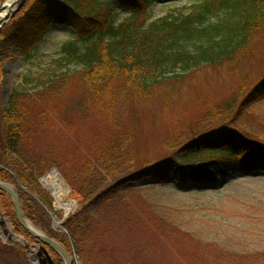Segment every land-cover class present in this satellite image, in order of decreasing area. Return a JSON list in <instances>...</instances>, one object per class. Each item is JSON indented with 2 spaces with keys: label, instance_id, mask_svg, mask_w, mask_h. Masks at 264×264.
Returning <instances> with one entry per match:
<instances>
[{
  "label": "rangeland",
  "instance_id": "rangeland-1",
  "mask_svg": "<svg viewBox=\"0 0 264 264\" xmlns=\"http://www.w3.org/2000/svg\"><path fill=\"white\" fill-rule=\"evenodd\" d=\"M7 1L0 0V9ZM203 1L162 0L150 15L157 20L173 10L189 12L191 6ZM117 16V23L128 17L123 11ZM11 23L2 33H12ZM50 30L44 42L29 51L28 58L13 51L3 62L0 96L4 100L25 76L43 75L60 48L75 38L61 27ZM263 79L264 28L251 40L248 53L182 77L167 76L166 82L121 105L102 108L85 86L74 80L63 89H43L46 81L40 88L26 87L30 95L38 94L28 106L29 125L38 149L54 155L70 173L87 162L94 163L98 153L117 141L124 148L119 167L126 171L167 159L173 153L170 144L179 139L190 143L222 127L264 146V99L251 107L244 103L246 93ZM242 84L248 91L238 96ZM231 104L232 111H227ZM54 170L68 191L64 202L76 203L68 217L55 211L59 204L42 181ZM39 182L52 199L50 213H56V220L63 224L57 228L58 234L68 235L65 223L72 218H78L90 233L82 251L72 249L76 264H264V174L231 173L214 185L192 191L172 178L170 185L149 180L127 190L111 191L105 201L83 207L58 166ZM0 217L7 222L4 229L0 225V264H30L22 247L9 241L4 230L10 229L31 246L39 243L17 232L4 212L0 211ZM53 221L50 216L52 231Z\"/></svg>",
  "mask_w": 264,
  "mask_h": 264
},
{
  "label": "trees",
  "instance_id": "trees-1",
  "mask_svg": "<svg viewBox=\"0 0 264 264\" xmlns=\"http://www.w3.org/2000/svg\"><path fill=\"white\" fill-rule=\"evenodd\" d=\"M160 1L29 0L9 24L12 33L0 36L2 81V64L11 52L28 58L29 51L44 42L51 28L61 27L75 35L60 48L43 75L22 78L7 101L0 96V181L16 186L28 220L70 253L75 247L82 251L90 233L78 218L65 223L68 235L52 231L48 214L53 212L52 199L39 180L54 167L65 171L81 207L105 201L111 191L127 190L149 180L170 185L172 178L192 191L214 185L231 173L264 174V146L224 127L190 143L179 139L170 144L173 153L167 159L143 164L137 170L119 167L124 149L121 141L98 153L94 163L87 162L71 173L54 155L36 146L28 106L38 94L30 95L26 87L40 88L46 81L43 89H63L74 80L84 85L102 108L121 105L166 82L167 76L182 77L248 53L251 40L264 28V0H204L191 6L189 12L173 10L152 20L151 11ZM119 11L128 17L117 23ZM241 86L238 96L248 91V86ZM245 97L246 107L263 100L264 79ZM232 105L227 111H232ZM40 117L46 127V117L42 113ZM0 210L14 221L17 232L25 233L16 222L14 204L2 191ZM54 256L57 264H64L60 256Z\"/></svg>",
  "mask_w": 264,
  "mask_h": 264
},
{
  "label": "water",
  "instance_id": "water-1",
  "mask_svg": "<svg viewBox=\"0 0 264 264\" xmlns=\"http://www.w3.org/2000/svg\"><path fill=\"white\" fill-rule=\"evenodd\" d=\"M16 1L19 0H8L7 3L10 4L9 8L7 7V5L1 6L0 35L2 34V29L12 21V19L21 11L22 7L28 2V0H22L21 2L15 3ZM14 4L16 5L13 8H11V6ZM2 13H5V15L2 16ZM0 191L10 196L12 203L15 206V215L17 217L18 224L22 226L24 230L27 232V234L31 236L32 239L34 238L36 242H38L41 245V247L33 246L32 248L24 239L21 240L19 236H16L14 234L11 235L7 234L10 241L12 240L14 243L20 246L23 245L27 249L32 248L33 250H39L37 257L41 258L39 260L40 264H55L53 258L48 253L46 246H48L54 253L61 256L65 264H75L74 257L66 250V248L60 245L55 239H52L50 236L46 235L45 233H42L40 230H38L34 225H32L29 222L26 215L24 214L19 190L14 185L0 181ZM0 225L4 226L5 222H0ZM60 225L61 223L54 220L55 228Z\"/></svg>",
  "mask_w": 264,
  "mask_h": 264
},
{
  "label": "bare ground",
  "instance_id": "bare-ground-1",
  "mask_svg": "<svg viewBox=\"0 0 264 264\" xmlns=\"http://www.w3.org/2000/svg\"><path fill=\"white\" fill-rule=\"evenodd\" d=\"M7 7L9 8L10 4H7ZM4 15L5 13H2V16ZM42 181L44 183V186L54 196L56 202H58V209L65 213L66 216L74 213V209L76 206L75 202H64V199L68 195V191L60 175L57 172H52L50 176L45 177Z\"/></svg>",
  "mask_w": 264,
  "mask_h": 264
},
{
  "label": "flooded vegetation",
  "instance_id": "flooded-vegetation-1",
  "mask_svg": "<svg viewBox=\"0 0 264 264\" xmlns=\"http://www.w3.org/2000/svg\"><path fill=\"white\" fill-rule=\"evenodd\" d=\"M34 252H35V250H32L31 248L25 250L26 257L28 258L30 264H33V262L35 260H40L41 259L40 257H37L38 253L37 252L34 253ZM50 252L53 253L51 250H50ZM54 259H55V256H54ZM55 263L57 264L56 259H55Z\"/></svg>",
  "mask_w": 264,
  "mask_h": 264
}]
</instances>
